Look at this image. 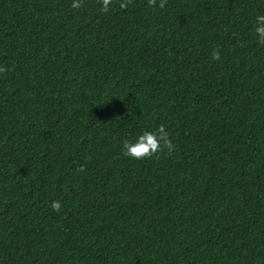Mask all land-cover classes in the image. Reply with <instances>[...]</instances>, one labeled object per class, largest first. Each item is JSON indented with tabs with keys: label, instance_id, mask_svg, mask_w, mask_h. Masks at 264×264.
Segmentation results:
<instances>
[{
	"label": "trees",
	"instance_id": "1",
	"mask_svg": "<svg viewBox=\"0 0 264 264\" xmlns=\"http://www.w3.org/2000/svg\"><path fill=\"white\" fill-rule=\"evenodd\" d=\"M78 2L0 0V264H264V0Z\"/></svg>",
	"mask_w": 264,
	"mask_h": 264
},
{
	"label": "clouds",
	"instance_id": "2",
	"mask_svg": "<svg viewBox=\"0 0 264 264\" xmlns=\"http://www.w3.org/2000/svg\"><path fill=\"white\" fill-rule=\"evenodd\" d=\"M108 0H104V8L107 9ZM73 7H79L78 0H73ZM163 7V3L160 5ZM121 7H126L125 3H121ZM253 30L258 43L264 45V14H258L255 17ZM167 149L169 152L174 150V145L169 138V133L164 125H160L158 129L143 130L134 140H124L122 143V154L130 159H145L152 157L159 152ZM51 207L54 211H59L61 205L59 201H53Z\"/></svg>",
	"mask_w": 264,
	"mask_h": 264
}]
</instances>
